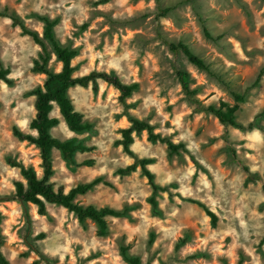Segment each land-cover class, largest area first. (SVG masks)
Returning <instances> with one entry per match:
<instances>
[{"label":"rangeland","instance_id":"374dc122","mask_svg":"<svg viewBox=\"0 0 264 264\" xmlns=\"http://www.w3.org/2000/svg\"><path fill=\"white\" fill-rule=\"evenodd\" d=\"M5 7L41 36L43 18L57 19L58 38L79 50L75 76L104 70L139 83L126 104L120 90L103 80L98 91L71 87L69 95L91 130H72L57 104L51 113L60 118L55 137L96 147L78 152L73 163L55 148L56 187L70 190L102 177L78 199L126 215L109 216L105 236L96 222H81L61 205L48 204V214L41 215L35 204L15 199L16 183L25 178L14 163L34 166L39 176L44 168L41 150L20 140L14 127L36 134L33 91L46 74L36 72L34 63L42 46L0 15V58L11 81H0V244L11 264H132L123 246L142 264H264V0H0V12ZM167 7L172 10L163 11ZM181 41L211 63L216 76L170 48L169 42ZM62 66L52 53L49 67ZM180 70L190 74L194 95L184 90ZM247 89L237 119L246 126L255 122L254 128L225 125L208 111L222 100L235 104L234 91ZM129 114L185 145L171 154L147 131L135 134L133 151L152 159L149 168L166 189L156 195L157 211L141 168L131 175L118 172L135 161L117 143L131 124ZM86 160L93 165H84ZM249 173L257 180L247 182ZM200 203L217 214L216 225Z\"/></svg>","mask_w":264,"mask_h":264},{"label":"trees","instance_id":"16d2710c","mask_svg":"<svg viewBox=\"0 0 264 264\" xmlns=\"http://www.w3.org/2000/svg\"><path fill=\"white\" fill-rule=\"evenodd\" d=\"M172 10V7L164 8L163 11ZM2 16H9L14 26H20L24 34L31 36L38 44L42 46V52L38 59L35 60L34 70L39 73L46 74L45 83L43 86L37 87L33 94L36 96V114L31 121V128L36 130V134L22 131L18 126L14 127V134L23 141H28L35 144L41 150L42 165L44 168L43 176H39L34 166H26L22 163L15 162L14 164L21 168L22 175L25 181H18L16 183L15 199L24 204H35L38 207V212L41 215L48 214V204L61 205L67 208L70 212L77 215L81 222L91 219L99 226L97 233L105 236L109 233V216H124L125 210L117 209L111 206L97 207L93 204L86 205L82 203L78 197L87 194L94 189L97 184L103 181L99 177L91 182L81 183L67 190L64 186L56 187L52 181V176L55 173L53 163V150L55 148L61 151L62 157L69 163L75 162V156L78 152H93L96 150L95 146L88 145L83 141L77 139L61 140L55 137L52 129L60 122V118L52 116L54 104H57L60 113L64 117L68 126L78 132L91 130L93 124L86 122L84 116L80 113L69 95V90L75 85L88 87L92 85L94 91L99 89V81L103 80L107 84L120 90V100L126 104L127 98L131 97L139 88V83H127L114 72L94 70L89 74L83 76H75L76 67L74 59L78 55L79 50L70 45L64 44L56 34L57 19L44 17V34L29 27L21 16H18L9 7H5L4 11L0 12ZM206 36L213 38L212 33L206 28ZM170 48L175 51L183 52L187 58L196 65L199 69L205 70L211 75L216 76L211 63L196 53L190 44L186 42H169ZM54 53L59 61L62 62V69L59 71L53 70L49 67L50 60ZM10 68L5 67L0 58V81L11 83ZM180 80L183 84L184 90L188 95H194L195 91L190 88V74L187 71L180 70L178 72ZM261 74L254 83V87L260 84ZM248 89L244 92L234 91L236 103L232 104L228 101L222 100L219 106L210 105L208 111L212 112L221 123L231 125L243 130L252 129L256 126L255 122L249 125L240 123L237 119V112L241 108V104L246 102L248 97ZM130 126L121 129L122 139L118 140V144L122 145L125 152L135 158V161L118 169V172L125 176L131 175L133 172L141 168L143 174L148 178L149 184L153 188V193L150 197V202L153 208L158 210V201L156 195L160 190H166L165 187L160 186L156 180L153 171L149 168L152 159L144 157L140 158L133 151L132 144L135 141V134L140 135L143 132H148V138L152 142H164L168 145L171 154L179 153L181 149L185 148L182 143H175L170 137L156 132V127L147 119H140L135 115H128ZM94 160H86L84 165L92 166ZM249 172L248 167H245ZM250 173L247 182L256 181ZM206 213L211 217L214 225L218 222L217 214L212 211L207 205L200 203ZM1 221V218H0ZM44 236V234H42ZM179 243H177V248ZM35 248V247H34ZM36 250V248H35ZM122 253L127 261L132 264H142L140 257L131 255L129 253V246L122 247ZM0 264H11L7 258L0 244ZM239 264H244L240 261Z\"/></svg>","mask_w":264,"mask_h":264}]
</instances>
